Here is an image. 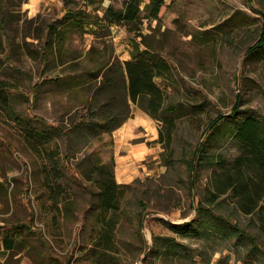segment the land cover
<instances>
[{"label":"rangeland","instance_id":"obj_1","mask_svg":"<svg viewBox=\"0 0 264 264\" xmlns=\"http://www.w3.org/2000/svg\"><path fill=\"white\" fill-rule=\"evenodd\" d=\"M26 2L12 0L5 24L7 60L0 67V79L9 84V104L19 116L10 118L0 108V180L10 194L7 206L0 203V227L3 221L25 222L45 244L31 235L3 264H140L149 248L146 218L153 249L143 264H264L258 216L244 214L230 191L209 201L218 170L214 158L230 164L239 152L232 131L219 126L207 140L195 171V205L188 169L209 121L229 114L237 95L242 106L236 120L264 116V55L246 54L260 34L264 0H164L159 19L144 18L137 31L115 23L106 29L85 22L79 28L65 19L69 11L82 10L98 20L110 0L41 1L38 9L27 8ZM112 3L122 7L120 0ZM50 25L64 39L51 38ZM135 44L148 46L152 58L170 66V74L156 79L166 91L157 117L128 99L129 115L111 133L98 136L74 127L107 102L111 93L100 89L104 74L120 73ZM126 87L127 76H120L118 92L126 94ZM34 115L47 124L33 120ZM96 119L101 120L100 112ZM27 122L46 130V125H59L68 135L51 131L49 143L55 147L54 140L60 151L58 179L48 177L53 164L44 146L26 136ZM66 151L68 169L62 161ZM98 157L113 167L121 186V196L103 218L88 191L98 192V177L90 171ZM200 205L254 235L261 249L249 240L209 232V217L195 212ZM189 220L201 229L198 234L180 235L171 227ZM164 236L191 247L192 259L164 257L162 240H157Z\"/></svg>","mask_w":264,"mask_h":264},{"label":"trees","instance_id":"obj_2","mask_svg":"<svg viewBox=\"0 0 264 264\" xmlns=\"http://www.w3.org/2000/svg\"><path fill=\"white\" fill-rule=\"evenodd\" d=\"M21 1L19 0V2ZM113 1L115 0H110V4L103 9V14L101 17H98V20L93 19L87 13L82 14V10L69 11L65 19L79 28L84 27L85 22L89 24L94 23L100 28L105 27L106 29L115 23L125 26L130 31H137L138 26L144 18L149 20L159 19L160 9L165 4L164 0H148L147 2L144 0H120L122 7L117 8L112 3ZM11 3L12 0H0V67L2 62L7 60V56L5 55L6 58L4 56L6 52L5 45L8 42V37L5 36V24ZM256 10L263 15L259 9ZM260 29L258 38L246 50L247 55H255L259 52H263L264 55V15ZM48 35L53 39H56V36L57 39H64L65 37V34L59 32L52 25L49 26ZM138 46V44L134 45L135 49L132 50L131 57L123 63L124 69L120 73H117V75L114 74L111 77L104 74L105 77L101 81L100 89L102 92L111 93L107 98V102L103 106H100L99 110L92 109L91 111L90 109L91 116L86 120L82 119V122L74 127L79 129L83 128L86 132H91L98 136H101L103 132L111 133L115 128L122 125L128 117L130 112L128 99L135 104H140L152 117H157L163 105L162 100L166 91L156 83V79L157 77H165L166 73L170 74V66L161 57L152 58L153 53L148 46L142 49ZM46 60V55L43 52V62L46 63ZM120 76L123 80L127 76L126 90L128 91L124 95L122 92H118ZM8 90L9 84L7 81L0 79V108L10 118L19 119L17 113L9 104L10 93ZM235 101L229 114L219 113L209 121L202 135L204 139L197 144L198 146L192 152V156L189 159L188 169L191 175L189 189L192 203L195 205V171L204 156L205 144L219 126L225 125V127L232 131L233 138L239 144V152L230 164H226L225 159L219 155L214 158L213 164L218 167V170L214 172L213 188H215V192H211L209 201L214 203L220 194L230 191L239 209L246 215L256 214L260 227L264 229V116L250 114L245 115L241 120H236L235 118L241 111L242 106L240 95L236 96ZM99 112L101 120L96 119ZM32 117L35 121L44 123V125L47 124V121L42 117L36 115ZM32 119L30 120L32 121ZM24 124V132L28 136V139L36 145H43V150L46 153L49 164H53L51 170L47 171L48 177L50 179H58L60 175L57 169V158L59 157L60 151L57 149L58 147L54 140L55 147L50 145V140L52 141L53 139L51 131L56 135L62 134L67 138L68 135H66V132L59 125H46L48 126V130H46L44 128L39 129L28 122ZM66 148H70L68 144ZM69 158L70 156L67 151L62 154V161L66 169L69 168ZM112 159L113 157L111 156V164H113ZM90 171L98 177L96 179L98 192L92 191L90 188L88 191L91 196L96 197L98 206L103 210L100 215L103 218L108 210L114 208L115 201L121 196V186L115 181L113 167L109 168L108 164L103 162V160L101 161L99 157L98 161L93 162L91 165ZM9 197L10 194L7 190V184L2 179L0 180V203L7 206ZM195 212L203 213V215L205 214L209 217L207 220L209 225L206 226L209 232H213L212 230H214L217 233H223L226 238L236 236L239 241L249 240L254 248H260L257 238L254 235L240 228L237 223H232L229 219L217 213L214 208L207 205L195 206ZM3 222V226L0 227V241L4 249L9 251L4 263L10 261L12 255L18 254L15 251L27 245V239L31 235L37 236L43 245L45 244L43 236L31 230V225L22 221L14 223L9 221ZM171 227L180 235L184 236L196 235L201 230L196 228L190 220L189 222L171 224ZM106 237L108 240L109 235L106 234ZM157 240H162V246L164 247L163 254L167 259L172 261L176 259H192V248L177 240V238L164 236L157 238ZM0 264L3 263L0 262Z\"/></svg>","mask_w":264,"mask_h":264},{"label":"crops","instance_id":"obj_3","mask_svg":"<svg viewBox=\"0 0 264 264\" xmlns=\"http://www.w3.org/2000/svg\"><path fill=\"white\" fill-rule=\"evenodd\" d=\"M41 1L45 2V4L49 3L48 1L50 0H27L25 6H27V8H35L38 9L40 6ZM9 251L4 249L3 244L0 241V262L3 263L5 258L7 257Z\"/></svg>","mask_w":264,"mask_h":264},{"label":"water","instance_id":"obj_4","mask_svg":"<svg viewBox=\"0 0 264 264\" xmlns=\"http://www.w3.org/2000/svg\"><path fill=\"white\" fill-rule=\"evenodd\" d=\"M146 221H147V218L146 220L144 221L143 223V227H144V230H145V233H146V237H147V240H148V249H147V252L144 254V256H142V258L140 259V264H143L145 263V260L147 258V256L150 254V252L152 251L153 247V242H152V234L149 232V230L146 228Z\"/></svg>","mask_w":264,"mask_h":264}]
</instances>
